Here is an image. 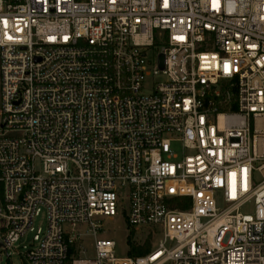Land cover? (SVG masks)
Here are the masks:
<instances>
[{"label":"built area","instance_id":"obj_1","mask_svg":"<svg viewBox=\"0 0 264 264\" xmlns=\"http://www.w3.org/2000/svg\"><path fill=\"white\" fill-rule=\"evenodd\" d=\"M0 59L1 252L264 264V0H0ZM119 207L126 257L77 247Z\"/></svg>","mask_w":264,"mask_h":264},{"label":"rangeland","instance_id":"obj_2","mask_svg":"<svg viewBox=\"0 0 264 264\" xmlns=\"http://www.w3.org/2000/svg\"><path fill=\"white\" fill-rule=\"evenodd\" d=\"M158 49H151L148 53V60L151 64L155 65L157 61ZM2 105L1 100V59H0V109ZM19 132H11L8 136L15 137L20 136ZM173 149L177 153H181L180 144H174ZM36 167L40 169L39 162L36 163ZM253 204H249L244 207V213H253ZM96 221H100L103 227V231H99L97 235L93 233H88V228L82 226L80 228L81 240L78 242L77 247L84 248L87 250V255H94V241L95 239H112L117 243V256L126 257L127 256V236L129 234L128 224L126 219V214L124 212V207H119L117 210V215L112 218H97ZM47 216L46 212L43 210L41 214L35 218L33 227L35 231L42 228L44 231L47 229ZM35 232H29L22 240L15 245V249L9 254V257L5 252L0 251V264H28L22 255L26 250L32 245V240ZM136 239V240H135ZM130 245H135L139 247L140 252H147L153 245V240L146 238L145 232H132L129 238ZM143 245V246H138ZM156 245V244H155Z\"/></svg>","mask_w":264,"mask_h":264},{"label":"trees","instance_id":"obj_3","mask_svg":"<svg viewBox=\"0 0 264 264\" xmlns=\"http://www.w3.org/2000/svg\"><path fill=\"white\" fill-rule=\"evenodd\" d=\"M136 254V252H134ZM138 253H144L143 251L142 252H138Z\"/></svg>","mask_w":264,"mask_h":264}]
</instances>
